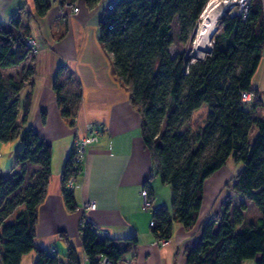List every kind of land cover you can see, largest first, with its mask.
<instances>
[{"label": "trees", "instance_id": "trees-1", "mask_svg": "<svg viewBox=\"0 0 264 264\" xmlns=\"http://www.w3.org/2000/svg\"><path fill=\"white\" fill-rule=\"evenodd\" d=\"M74 0H71L73 3ZM100 0H85L94 8ZM37 16L49 9L48 0H33ZM208 0H115L98 24V43L108 57L112 76L128 94L141 123V138L150 154L153 173L170 189V208L151 211L150 231L156 240L169 241L173 223L191 230L203 202L204 185L229 159L240 166L231 189L253 203L259 217L247 220L244 203L230 213L226 199L219 219L209 220L199 242L187 250L186 264H242L259 256L264 264V116L255 119L262 105L251 87L264 44V12L260 0H250L246 18L228 13L216 21L212 50L202 61L186 53L171 56L172 24H179V39L195 36ZM7 23L0 22V144L19 139L10 174L0 172V264H20L35 251L33 264H82L75 247L65 238L63 257L34 244L37 208L50 179L51 148L27 126L30 97L22 101L23 85L33 76L27 68L20 76L3 77L2 70L23 63L30 54L21 11ZM54 89L58 104L65 103L60 87ZM252 94L242 103V93ZM207 107L204 124L191 129L192 114ZM62 116L73 118L69 111ZM256 128L253 140L251 130ZM70 152L62 172V196L69 211L76 210L72 189L76 177ZM36 167L37 169H33ZM29 169H33L31 174ZM228 186V184L226 185ZM148 197L152 200L150 190ZM86 264L105 258L118 264L136 251V238L112 239L85 221L79 228Z\"/></svg>", "mask_w": 264, "mask_h": 264}, {"label": "crops", "instance_id": "crops-1", "mask_svg": "<svg viewBox=\"0 0 264 264\" xmlns=\"http://www.w3.org/2000/svg\"><path fill=\"white\" fill-rule=\"evenodd\" d=\"M114 1L100 0L89 8L85 0L73 3L48 0V11L39 17L33 0H0V22L7 23L22 7L21 28L40 44L38 52L29 54L23 63L1 71L7 78L33 69L20 99L30 97L27 126L36 130L51 148V174L45 197L37 208L34 244L63 257L66 238L77 250L82 264H86L79 232L80 224L86 221L109 238H136L135 253L127 254L118 264H186V252L199 242L202 227L220 214L226 199L231 198L232 202L241 197L231 189L232 178L240 166L229 159L206 181L202 206L191 230L173 223L169 241L165 245L157 243L150 231L151 213L142 207L141 192L150 190L155 206L170 208V189L161 182L160 186L158 177H152L150 154L141 138L140 118L131 108L128 94L112 76L110 61L98 43V24ZM260 2L264 12V0ZM69 4L78 11L73 13ZM55 84L65 102L61 105L57 102ZM251 87L262 102L253 116L262 119L264 44ZM63 110L69 111L73 120L64 118ZM87 124H94L102 136L85 150L72 189L77 208L69 211L62 196V172L74 138L85 135ZM255 134L253 128L250 140ZM2 165L0 172L7 170ZM165 186L169 191H162L161 196L158 188ZM85 202L94 203L95 209L84 211ZM246 213L243 215L249 221L260 216L257 209L253 217ZM35 259L36 253L31 251L22 256L20 264H33ZM258 259L259 256L242 264H256Z\"/></svg>", "mask_w": 264, "mask_h": 264}, {"label": "rangeland", "instance_id": "rangeland-1", "mask_svg": "<svg viewBox=\"0 0 264 264\" xmlns=\"http://www.w3.org/2000/svg\"><path fill=\"white\" fill-rule=\"evenodd\" d=\"M237 2H239V0H237ZM238 9H239L238 6L234 5L230 8L229 13L233 15L238 11ZM216 32H217V25L215 26L213 36ZM171 36H172V44L169 48V52H170L171 56H175L176 54H179V53H186L187 55L190 56L191 61H199V60H195L191 54V50L193 47V40L196 36V33H195V36L189 40L188 43H182L179 39V24H178L177 20L175 19V21L172 24ZM213 36H212V39H213ZM32 39H34V38H32ZM34 40H36V39H34ZM36 41L39 43L38 40H36ZM212 45H213V40H212ZM19 76L20 75H18L17 78ZM30 102H31V100H30ZM206 113H207V107L202 106L200 109H198L197 111H195L192 114L191 119L189 121V124H190V127L192 130L197 132L201 129V127L204 124ZM20 147H21V144L19 142V139H14V140L9 141L7 143H1L0 144V157H1L0 163L3 164L2 167H5V169L7 167V170H3L1 172V174L3 176H7L8 174H10V170L12 169V167L15 164V153ZM227 166H228V164H227ZM32 170L33 169H29L30 174H31ZM158 181H159L160 186H162L160 183V180H158ZM158 190L160 191L161 196H162V191L163 192L169 191L168 187H166V186H165V188L159 187ZM242 203H244L246 205V210L244 212L247 211V213H246L247 216L253 217L256 214L255 213L256 212L255 207L252 204L247 205L246 200L242 199L241 197L239 199H233L232 200L230 213H233V211L235 209H238L239 205ZM244 212H243V214H244Z\"/></svg>", "mask_w": 264, "mask_h": 264}, {"label": "built area", "instance_id": "built-area-1", "mask_svg": "<svg viewBox=\"0 0 264 264\" xmlns=\"http://www.w3.org/2000/svg\"><path fill=\"white\" fill-rule=\"evenodd\" d=\"M249 1L250 0H239V2L233 4L238 6V11L235 13V15L239 16L242 18V20H244L246 18L247 15V11H248V5H249ZM69 7L71 8L73 13H76L78 11V8L75 7L73 4H69ZM27 44L30 47V54L33 55L35 53L38 52V50L40 49V44L32 39V38H28L27 39ZM242 97V103H248L251 98H252V94L248 93V92H244L241 95ZM73 120V118H72ZM101 131L99 129H97L94 124H87L86 126V132L84 136H78L75 137L72 143V159L74 160L75 164H74V169L78 170V173L80 172L81 169V164H82V160L84 158V154H85V150L86 148L91 145V144H96L100 141L101 138ZM75 177L74 176H70L69 179L67 180L66 183V187L68 189H73V183H74ZM141 196H142V207L144 211H154L157 210L159 207L155 206L152 202V200L148 197L147 195V191L146 190H142L141 192ZM95 204L91 203V202H85L82 204V209L85 210H94L95 209ZM215 219H219V216L215 217ZM84 221H82V223L80 224V228H82L84 226ZM104 235V234H103ZM157 243L160 245H165L167 243V241L164 240H157ZM52 252H54L52 250ZM98 264H110V262H108L105 258H98Z\"/></svg>", "mask_w": 264, "mask_h": 264}, {"label": "bare ground", "instance_id": "bare-ground-1", "mask_svg": "<svg viewBox=\"0 0 264 264\" xmlns=\"http://www.w3.org/2000/svg\"><path fill=\"white\" fill-rule=\"evenodd\" d=\"M236 0H208L200 15V23L193 40L191 50L195 60H203L212 50V36L217 19L228 9Z\"/></svg>", "mask_w": 264, "mask_h": 264}, {"label": "water", "instance_id": "water-1", "mask_svg": "<svg viewBox=\"0 0 264 264\" xmlns=\"http://www.w3.org/2000/svg\"><path fill=\"white\" fill-rule=\"evenodd\" d=\"M229 10H230V9H228L227 11H225L220 17H222V16H224V15H227V14L229 13ZM220 17H219V18H220ZM214 30H215V29H214ZM213 33H214V31H213ZM210 53H211V51L209 52V55H210ZM209 55H208V56H209ZM199 61H201V60H199Z\"/></svg>", "mask_w": 264, "mask_h": 264}]
</instances>
